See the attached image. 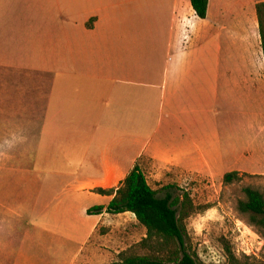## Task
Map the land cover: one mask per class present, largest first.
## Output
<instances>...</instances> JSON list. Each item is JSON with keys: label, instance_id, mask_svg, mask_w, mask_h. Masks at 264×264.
Returning a JSON list of instances; mask_svg holds the SVG:
<instances>
[{"label": "crops", "instance_id": "1", "mask_svg": "<svg viewBox=\"0 0 264 264\" xmlns=\"http://www.w3.org/2000/svg\"><path fill=\"white\" fill-rule=\"evenodd\" d=\"M228 13L218 0L205 20L189 0L20 1L0 36V264H112L125 249L110 221L131 214L87 210L135 166L264 170V62L242 20L256 14Z\"/></svg>", "mask_w": 264, "mask_h": 264}, {"label": "rangeland", "instance_id": "2", "mask_svg": "<svg viewBox=\"0 0 264 264\" xmlns=\"http://www.w3.org/2000/svg\"><path fill=\"white\" fill-rule=\"evenodd\" d=\"M20 1L0 0V36L2 35L3 20L12 14V10ZM59 1L62 4L63 0ZM223 4L229 8V13L225 14L223 19L232 22L241 12H247L248 9L250 12L252 10L255 12L256 1L218 0L219 6ZM242 20L248 24V27L253 28L254 24L257 26V22L252 21V18L248 16ZM4 52H8V49ZM244 135V143L247 146L249 140H252V136L251 134ZM259 151L264 153V142H262ZM253 165L248 159L244 162V168L248 169ZM255 166L260 169L264 166V160H260ZM42 171L44 172L37 174V179L54 184L55 179L49 177L44 169ZM143 173L148 185L153 190L171 186L170 190L161 192L158 195L159 198H163L166 194L178 197L185 192L196 206H209L208 210L194 214L186 221L192 251L200 264H226L225 243H228L238 259L248 258L251 262H264V229L259 230L249 222L246 215L237 211L238 201L244 199L243 188L256 189L264 197V170L241 171L239 172L240 179L232 184H224L222 174L198 175L162 171L151 163L145 166ZM53 190L55 191V187ZM55 192H57V188ZM110 224L114 228L116 238L122 241L118 251L126 250L145 237V230L137 224L132 215L115 216L111 219ZM104 230H101L100 233H103Z\"/></svg>", "mask_w": 264, "mask_h": 264}, {"label": "trees", "instance_id": "3", "mask_svg": "<svg viewBox=\"0 0 264 264\" xmlns=\"http://www.w3.org/2000/svg\"><path fill=\"white\" fill-rule=\"evenodd\" d=\"M255 14L258 35L264 62V0H255ZM197 18L206 19L208 0H189ZM239 172L223 175L224 184H232L240 179ZM259 177V176H258ZM171 186L153 190L147 183L144 173L135 166L121 182L112 190L96 189L102 196H113L106 208L95 206L87 210L88 215L131 214L137 224L145 230V237L116 256L112 264H200L192 251L191 239L187 231L186 221L192 215L204 212L209 206H196L191 197L183 192L178 197L166 194ZM244 199L238 201L237 211L246 215L249 222L264 229V197L256 189L243 188ZM224 254L226 264H264L251 262L248 258L238 259L228 243H225Z\"/></svg>", "mask_w": 264, "mask_h": 264}]
</instances>
